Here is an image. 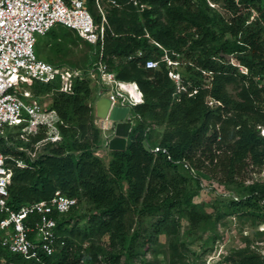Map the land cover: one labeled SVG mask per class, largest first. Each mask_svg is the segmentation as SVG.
Returning a JSON list of instances; mask_svg holds the SVG:
<instances>
[{
    "label": "trees",
    "instance_id": "1",
    "mask_svg": "<svg viewBox=\"0 0 264 264\" xmlns=\"http://www.w3.org/2000/svg\"><path fill=\"white\" fill-rule=\"evenodd\" d=\"M213 1L220 2L232 15L241 9L238 3L254 8L264 22V0ZM107 2L101 60L116 80L132 82L142 99L131 108L134 119L125 148L110 150L107 163L94 154L101 148L102 139L89 104L90 78L76 79L72 93L55 90L57 83H30L34 95L50 93V107L63 122L59 125L61 138L45 144L44 150L30 159L17 149L22 139L18 135L13 139L9 126L4 127L0 151L12 171L7 187L8 204L17 208L22 203L49 199L55 191L75 198L76 204L55 216L51 255H42L39 261L26 260L0 247L2 264H76L82 255L72 254L69 233L91 242L84 255L89 262L101 255L108 264H119L124 253L132 256L135 251L137 233L128 235L125 227L130 212L138 217L158 215L153 223L157 233H176L181 218L188 223L190 233L212 230L221 216L233 213L253 214L264 222V183L246 184L234 178L237 166L244 161L247 165H264V136L260 133V129L264 130V27H245L241 16L218 21L209 13L205 0ZM93 5V0H86L85 6L97 23L100 16L94 14ZM56 29L62 36L71 31L60 25L52 27L37 38L36 55L39 38L52 34L58 38ZM227 35L242 36V45L235 49L234 57L247 69V74L230 63ZM86 45L89 55L84 66H70L87 69L98 59L99 47ZM163 50L172 61L174 54L181 52L191 58L192 62L181 72L184 89H177L168 75L170 70L178 72L173 65L160 62L153 69L142 66L146 58L159 59ZM137 51L143 56L137 57ZM230 84L235 86L234 94L227 89ZM132 91L137 95V91ZM210 100L216 105L211 106ZM153 125L164 127L155 146L150 143L149 134ZM25 146L29 147L30 142ZM10 157L22 159L25 166H16ZM205 160L224 176L220 179L222 185L233 184L240 193L238 198L224 203L215 215L192 202L196 191L186 189L185 177L178 175L183 184L179 191L172 187L169 191L173 180L168 177L169 171H183L191 177V172L197 171ZM81 200L90 203L94 210L83 215L80 226L77 220L70 225ZM101 236H106L107 245L93 243ZM173 251L178 254L175 246ZM235 254L237 258L228 256L218 264H264V258L248 248L238 249Z\"/></svg>",
    "mask_w": 264,
    "mask_h": 264
},
{
    "label": "built area",
    "instance_id": "2",
    "mask_svg": "<svg viewBox=\"0 0 264 264\" xmlns=\"http://www.w3.org/2000/svg\"><path fill=\"white\" fill-rule=\"evenodd\" d=\"M93 1L100 16L97 23L85 6L86 0H0V134L5 126L18 127L19 138L30 142L35 148L60 140L59 125L63 122L50 107V102L46 104L40 100L41 96L49 97L50 93L34 95L29 88L32 82L57 83L55 90L72 93L73 82L88 77L97 85L99 94L101 87L106 86L110 106L131 110L141 102V94L136 86L126 82L137 91V97H133L120 87L122 81L116 80L114 73L101 60L107 21L101 6L102 0ZM56 25L71 30L89 45L99 47L98 59L89 68L52 64L36 55L37 38ZM136 56L142 57V52L137 51ZM160 62L172 65L177 61H172L163 50L159 59L146 58L142 66L153 69ZM238 68L241 73L247 74L244 66ZM168 75L177 89H184L178 73L170 70ZM94 116L107 146L109 138L105 132L112 134L114 123L107 118V114L104 117L96 116L95 109ZM129 120L132 125L133 119ZM260 133L264 136L263 129H260ZM37 136L40 138L33 142L32 138ZM18 148L28 152L26 146ZM5 159L6 156L0 151V247L26 260L39 261L42 255L49 256L54 251L55 216L68 212L76 204V199L55 191L49 199L11 207L7 201V187L12 171ZM11 160L18 167L25 166L22 159ZM2 263L3 260H0Z\"/></svg>",
    "mask_w": 264,
    "mask_h": 264
},
{
    "label": "rangeland",
    "instance_id": "3",
    "mask_svg": "<svg viewBox=\"0 0 264 264\" xmlns=\"http://www.w3.org/2000/svg\"><path fill=\"white\" fill-rule=\"evenodd\" d=\"M239 0H234L238 2ZM210 14H213L218 21H232L231 17L238 19L241 16L243 19V26L255 27L258 24L264 27L258 12L254 8L242 7L236 15H232L231 12L223 7L220 2L213 0H205ZM103 11L109 8L107 0L101 1ZM94 14L98 13L96 6L93 5ZM262 23V24H261ZM58 33V38L55 35L41 37L38 40L36 51H41L45 54L43 59L47 62L57 65H77L79 67L84 66V60L88 54V45L81 39L77 38L74 32L69 31L67 35L62 36L59 29L55 30ZM228 40V59L232 65L242 66L235 60L237 47L241 46V35L235 37L228 36L225 38ZM89 55V54H88ZM174 59L177 61L173 63V67L178 68V75L181 79V72L186 64L191 63L192 60L184 52L175 53ZM239 70V68H238ZM240 71V70H239ZM241 72V71H240ZM204 81H208L205 79ZM91 96L89 104L91 105L94 113V105L100 95H106V86H102L101 93H97V85L91 81ZM228 91L231 94L235 93V86L233 84L228 85ZM41 102L49 104L50 99L47 96L40 97ZM211 106H215L214 101H209ZM94 115V114H93ZM94 117V124L97 126L96 117ZM134 119V118H133ZM164 130L162 126L153 125L150 130V143L156 145L161 137ZM10 135L15 139L17 137V128L9 127ZM101 131V130H100ZM107 137H111V132H105ZM19 137V136H18ZM101 143L102 146L98 151H95V155L102 159L104 163H107L109 159V149L106 146L102 138L101 132ZM21 148L25 147L26 141L22 140ZM13 144L12 142H9ZM45 145H40L37 148L34 146L26 147L24 152L28 157L34 159L44 149ZM147 146V145H146ZM153 150L156 147H152ZM19 151V148H17ZM198 153V152H197ZM199 154V153H198ZM11 158V157H10ZM12 159V158H11ZM246 163V161H244ZM241 163L237 166L234 178L241 180L244 183L261 182L264 183V165L254 166ZM192 176L188 177L183 171H179V174L174 171L168 172V177L173 178L171 187L176 191L182 188V183L179 180L180 176L186 178V189L195 190L196 194L192 197V202L197 206L201 207L205 212H212L214 215L217 211L223 208V204L229 199L238 198L240 193L233 187L234 185L224 186L220 183V179H224V176L217 171L208 160L200 165L199 169L191 172ZM198 180V182H197ZM198 183V184H197ZM93 206L85 200H81L76 208V212L70 225L76 220L80 226L83 223V215L93 212ZM158 219V215H146L138 217V215L130 212L125 220V227L128 235L133 231H136L137 238L133 244L134 254L127 256L124 253L119 264H215L224 260L228 256L237 258L235 254L236 250L241 248H248L254 251L261 258H264V222H261L259 218L253 214L246 212L233 213L221 216L216 222L214 229H207L204 232L196 231L190 233V228L185 219L179 220L177 232H155L153 231V223ZM70 225L68 227H70ZM67 237L72 241L73 251L72 254L77 253L82 255L81 258L77 259L76 264H108L105 258L101 255L97 256L96 261L89 262L84 257L85 249L91 244L90 241L82 240L77 233H69ZM149 237V239H148ZM95 245L100 244L101 246L107 245L106 236L96 237L92 240ZM173 246L176 247L178 254L173 251Z\"/></svg>",
    "mask_w": 264,
    "mask_h": 264
},
{
    "label": "water",
    "instance_id": "4",
    "mask_svg": "<svg viewBox=\"0 0 264 264\" xmlns=\"http://www.w3.org/2000/svg\"><path fill=\"white\" fill-rule=\"evenodd\" d=\"M95 115L98 117H104L107 114V118L111 120L113 125L112 136L107 141V147L109 150H123L126 145L127 135L131 126L130 120H124L127 107H117L115 105L110 106V102L107 98H99L94 105Z\"/></svg>",
    "mask_w": 264,
    "mask_h": 264
},
{
    "label": "crops",
    "instance_id": "5",
    "mask_svg": "<svg viewBox=\"0 0 264 264\" xmlns=\"http://www.w3.org/2000/svg\"><path fill=\"white\" fill-rule=\"evenodd\" d=\"M37 56H38L39 58L43 59V56H45V54H44L43 52H41V51H38V52H37ZM43 60H44V59H43ZM98 91H99V89L97 90V93H98ZM102 97H103V98H107V96H106V95H103V94L99 96V98H102ZM99 98H98V99H99ZM98 99H97V100H98ZM115 106H116V105H115ZM117 107H120V106H117ZM129 118L133 119V115H132V113H131V110H128V112L126 113V118H125L124 120H127V119L129 120ZM131 126H132V125H131ZM131 126H130V127H131ZM111 136H112V135H111Z\"/></svg>",
    "mask_w": 264,
    "mask_h": 264
},
{
    "label": "bare ground",
    "instance_id": "6",
    "mask_svg": "<svg viewBox=\"0 0 264 264\" xmlns=\"http://www.w3.org/2000/svg\"><path fill=\"white\" fill-rule=\"evenodd\" d=\"M129 86L132 88V90H134V86H132V85H129ZM129 86H128V84H126V82H121V84H120V87H121V88H123V89L129 91L130 94H131L133 97H137V95H136V94L130 89ZM134 91H135V90H134Z\"/></svg>",
    "mask_w": 264,
    "mask_h": 264
}]
</instances>
